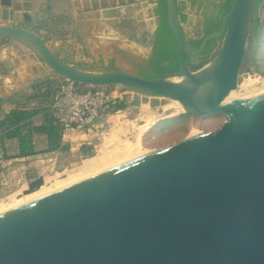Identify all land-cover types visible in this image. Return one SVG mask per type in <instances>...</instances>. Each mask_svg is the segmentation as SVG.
Segmentation results:
<instances>
[{"label": "water", "instance_id": "water-1", "mask_svg": "<svg viewBox=\"0 0 264 264\" xmlns=\"http://www.w3.org/2000/svg\"><path fill=\"white\" fill-rule=\"evenodd\" d=\"M257 2L234 0L220 30L196 49L180 25L176 0H166L180 72L153 78L81 69L34 31L0 25V39L25 45L49 70L37 79L119 87L178 102L195 118H225L213 132L0 215V264H264V90L224 104L239 86ZM210 40L220 48L203 65Z\"/></svg>", "mask_w": 264, "mask_h": 264}, {"label": "crops", "instance_id": "crops-1", "mask_svg": "<svg viewBox=\"0 0 264 264\" xmlns=\"http://www.w3.org/2000/svg\"><path fill=\"white\" fill-rule=\"evenodd\" d=\"M157 7L156 0H0V25H12L14 21L13 24H20V27L34 31L41 37V34H45L46 37L43 38L58 57L68 47L81 50L84 56L91 58L93 66V69L85 70L97 71L100 70L97 67H102L104 68L102 70L120 69L130 72L129 62L123 59V56L129 55L127 52L130 50L138 53L136 51L142 47L128 35V32L122 30L124 29L122 24L141 30V24L152 18ZM53 8L55 11L51 10ZM53 12L61 14L62 18L65 16V20L57 24H37L38 20ZM194 19L198 22V14L188 9L187 18L180 24L188 38L192 37L187 34L186 27L196 28ZM32 25L40 27L34 29L36 27L33 26L31 29ZM47 31L53 33L48 34ZM44 71L49 70L31 59V51L25 45L9 39H0V98L4 116L16 106L32 110L45 105V101L38 98L35 88L38 82L53 78L49 76L37 79L36 74H42ZM30 93L37 95L32 97L29 96ZM141 106L146 107L147 104ZM119 116L121 115L110 119L112 127L117 125L116 119ZM63 142L69 146L67 153H43L47 148V139L45 136L37 135L34 137L37 155L19 158L18 141L5 139L0 144V165L10 173L20 172L23 175L29 170L28 166L32 159L42 157L57 161L60 155L68 154L71 161L63 169L65 171L79 159L82 161L84 147H89L93 153L98 152L92 145L94 142L82 134L72 136V143L64 139ZM38 163L35 161L34 164Z\"/></svg>", "mask_w": 264, "mask_h": 264}, {"label": "rangeland", "instance_id": "rangeland-1", "mask_svg": "<svg viewBox=\"0 0 264 264\" xmlns=\"http://www.w3.org/2000/svg\"><path fill=\"white\" fill-rule=\"evenodd\" d=\"M54 8L51 10L55 11ZM56 11L59 12V9ZM60 16L61 14L53 12L48 14V16H44V19L38 20L37 24L60 23L66 18L65 16H63V18ZM157 22L158 17L156 10H154L152 18L147 20L146 23L141 24V30L122 24L124 27L122 30L128 32L129 34H127L137 41L138 44L140 43L139 45L142 47L140 50L136 51L138 53H134L130 50L127 52L130 53L129 55L123 56V59L129 62L128 70L133 74L141 76L143 73L139 68H136L137 62H143L149 56L148 50L150 46L143 43V34H153ZM13 23L14 21L12 22L13 26L20 27V24ZM194 25L198 26V22H196L195 19ZM33 26L36 27L34 29H39L40 27L32 25L31 29H33ZM186 32L192 38H196L200 35L195 27L187 26ZM47 33L49 34L53 32L47 31ZM41 35L42 38L43 36L46 37L45 34ZM146 39L149 40L148 36ZM220 44L221 42L219 41L213 55L208 60L204 61L203 65L209 64L214 60L219 51ZM248 46L249 51L240 73L239 86L232 94L234 97L233 99L236 100L248 99L264 90V1L257 9L255 29L253 35L249 39ZM59 58L63 61L74 63V66L84 70L88 68L93 69L90 61L91 58H89V56H84V52L73 47L66 48ZM97 68L100 70L104 69L102 67ZM51 80L54 82L53 89H55V94L62 78L53 76ZM126 92L125 102L128 106L127 109L122 110L123 114H117L121 116L116 119L117 125L112 127V136L98 148V152H95L93 156L97 158L108 157L109 159H112L113 161L110 166L116 164L115 161L117 160V157L126 146L137 144L139 138L143 145L141 146L143 150H155L187 138L194 132H213L225 120L224 116L221 115L195 118L184 114L182 110L179 109L178 105L170 100L163 98H150L127 90ZM34 95H36V93H30L29 96L33 97ZM52 102L53 97L50 99L48 98L45 101V105H49L48 107H50ZM144 104H147V106L142 107L141 105ZM124 111L126 112L124 113ZM40 122H42V117L35 119L36 124ZM48 159H50V161ZM48 159L42 157L39 159H32L28 166L29 171H33L38 176L42 177L44 181L43 185L46 187H53L54 184L65 178L83 174L85 172L83 165L85 160H87L86 158L82 157V161L79 159L77 162H74V165H71V168H67L65 171L63 169L67 167L71 161V157H69L68 154L60 155L57 161L53 158ZM35 161L39 162L38 165L34 164ZM3 170L4 172L0 174V207L2 205H12L14 201L20 200L29 194V185L26 179V175L29 171L22 175L20 172L15 174L10 173L9 170L4 167ZM2 175H7L9 181L8 186L3 187L1 184Z\"/></svg>", "mask_w": 264, "mask_h": 264}, {"label": "trees", "instance_id": "trees-1", "mask_svg": "<svg viewBox=\"0 0 264 264\" xmlns=\"http://www.w3.org/2000/svg\"><path fill=\"white\" fill-rule=\"evenodd\" d=\"M234 0H224L221 3H215L214 0H176L177 12L180 24L187 18L189 3L199 4L202 8L204 22L202 26H196L199 36L196 38H188L194 48H199L202 40L207 35L220 30L223 17L230 11ZM264 0H258L254 14L252 33L255 29V17L257 9ZM158 7L156 14L159 21L158 30L153 34H143L142 41L147 46H154V54L156 56L155 63L152 66V73L146 78L159 77L166 74H175L180 72V66L177 59V42L167 23V4L166 0H156ZM148 36L149 40L146 39ZM219 40H210L200 55L204 61L208 60L217 48ZM188 62V58H186ZM167 62V65L164 63ZM53 80L45 79L38 82L35 88L38 92V98L46 101L53 97L55 89H53ZM78 90L86 91L88 88L77 85ZM49 105L29 110L27 108L16 106L7 116L2 113V99L0 98V144L5 139H16L19 146V158L32 157L37 155L34 147V137L37 135L45 136L47 139V148L43 153L59 152L67 153L69 146L63 142L62 127L57 121L53 113L50 111ZM127 103L122 101L117 104L116 110L122 111L127 109ZM42 116L43 120L40 124L35 123V119ZM94 156L89 147L82 149V157L89 159ZM29 171V170H28ZM4 172L0 165V174ZM29 190L28 193L37 191L43 186L42 177L35 172L29 171L26 175Z\"/></svg>", "mask_w": 264, "mask_h": 264}, {"label": "built area", "instance_id": "built-area-1", "mask_svg": "<svg viewBox=\"0 0 264 264\" xmlns=\"http://www.w3.org/2000/svg\"><path fill=\"white\" fill-rule=\"evenodd\" d=\"M78 90L77 84L62 79L53 96L50 111L62 127V138L71 142L72 136L82 134L97 150L112 136L111 118L121 111L118 103L125 101L126 90L119 87H87ZM1 184L8 186L7 175Z\"/></svg>", "mask_w": 264, "mask_h": 264}, {"label": "bare ground", "instance_id": "bare-ground-1", "mask_svg": "<svg viewBox=\"0 0 264 264\" xmlns=\"http://www.w3.org/2000/svg\"><path fill=\"white\" fill-rule=\"evenodd\" d=\"M233 98L234 97L231 95L228 99H226V101H224V104L235 101L236 99ZM175 104H177L179 109H181L180 104L178 102H175ZM196 134H198V132H194L190 136H195ZM141 146L143 145L140 141V138L137 144L126 146L121 151L120 155L117 157V160L115 161L116 164L114 166H110L113 160L109 159L108 157L89 158L85 160V163L83 165L85 169V172L83 174L65 178L54 184L53 187H46L45 185H43L37 191L29 193L20 200L14 201L12 205H2L0 207V215L10 212L11 210L19 208L36 200H39L41 198L47 197L55 192L66 189L74 184L90 179L96 175H99L107 171L108 169L122 165L126 162H129L131 160L149 154L152 151L151 149L143 150Z\"/></svg>", "mask_w": 264, "mask_h": 264}, {"label": "flooded vegetation", "instance_id": "flooded-vegetation-1", "mask_svg": "<svg viewBox=\"0 0 264 264\" xmlns=\"http://www.w3.org/2000/svg\"><path fill=\"white\" fill-rule=\"evenodd\" d=\"M224 0H214L215 3H221ZM189 10L193 11L194 14H198V25L202 26L203 22H204V17L201 16L202 15V8L199 4H193V3H189ZM201 14V15H199ZM158 26H159V21L156 24V29L155 32L158 30ZM149 56L147 57V59H145L143 62H137V66L136 68H139L143 73H142V77L145 76L147 77V75L149 74H153L152 73V66L153 63H155V57L153 56L154 54V46L151 45L149 48ZM164 65H167V62L164 63Z\"/></svg>", "mask_w": 264, "mask_h": 264}]
</instances>
